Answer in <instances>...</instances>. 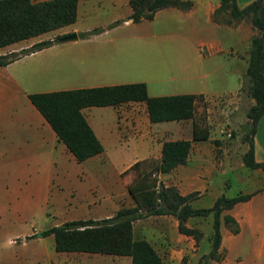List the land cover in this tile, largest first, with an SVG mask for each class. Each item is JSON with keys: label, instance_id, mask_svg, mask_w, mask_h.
I'll use <instances>...</instances> for the list:
<instances>
[{"label": "crops", "instance_id": "0c3cea01", "mask_svg": "<svg viewBox=\"0 0 264 264\" xmlns=\"http://www.w3.org/2000/svg\"><path fill=\"white\" fill-rule=\"evenodd\" d=\"M249 1L236 0L239 6L245 5ZM218 4V0H191V6L188 9L173 6L162 7L154 12L153 17L162 14L163 17L173 21L178 19L184 22L185 29L191 32L203 30L205 27L219 31L233 29L235 34L239 36L240 41L247 43L253 33L250 23L244 26L241 24L242 20L233 23L213 20L212 13ZM129 12L128 0H77L75 20L48 30H53L52 35L75 31L76 38L58 40L42 48L21 54L5 64H0V165L14 151L18 152L21 146L27 148L29 145L32 147L35 144H48L51 146L60 141L42 115L31 104L27 97L28 93L128 82L126 80L128 74L126 67L128 66L127 57L130 47L127 46L129 43H126L119 34H115L118 30L106 25L115 19H121L123 24L130 22L131 20L127 18ZM197 18L203 20L205 27L196 23ZM89 20L94 21V25L91 27L87 24ZM142 20L150 19L139 21ZM93 27H101V30L83 37L78 35L79 32ZM48 31L5 44L0 47V53L18 51L35 41L51 38V35H45ZM115 38L118 40H115ZM185 40H188V38H185ZM192 43L195 44L196 42ZM208 46L210 47L207 49L209 54L222 51L223 47L220 40L214 38L208 42ZM235 55L238 56V53ZM241 57L246 62V55ZM244 68L241 67L239 72L235 73L229 67H222L221 65L217 74L199 72L197 74L198 79L193 77L190 80V87L181 93H200L203 100L208 101L207 93L212 85H219L220 81L227 79V75L233 76L234 81L238 82L239 78L243 77ZM207 76H210V79ZM209 80H212V82H209ZM239 92V89L235 91V97L233 98L236 100ZM172 93H175V91ZM252 102L253 100L249 97L248 105ZM91 106L82 107L81 112L101 142L102 150L80 161L83 163L88 162L92 165L96 162L124 163L122 168L127 170L130 164L140 160L142 163L141 168L147 170L158 161L163 140L191 139V118L151 122L148 119L143 101L129 100L116 105L108 104L107 106L116 108V120H112L110 123L103 120L98 113V109H90ZM234 107L231 110H234L233 114H235L236 119V115L245 110L235 111ZM195 113L194 108V115L196 116ZM239 118L241 120V116ZM245 119L244 116L243 120ZM236 121L233 119L229 122L226 119L223 124H216L218 132L224 126L233 128V137L228 138L225 135V138H214L213 141L210 134H208L204 139L191 140L185 162L176 164L166 172H159L157 176L160 180L159 177L164 176L163 174L175 173V183L162 182L173 184L182 194L196 191V196L189 203L194 207H207L212 204L218 194L223 193L226 195L224 186L226 185L224 182L226 179H222V183L218 187L210 190L209 181L213 169L217 166L222 169L224 162L231 163L230 160L237 153L238 147L243 146L240 161L231 169L233 168L232 171L235 170V178L244 185L242 190L237 193H251V195L222 211V214L226 213L234 218L237 223V230L232 232L226 225L220 223L219 250H221V256L218 259H212L210 264H264V171L259 167L248 168L241 161V154L247 145L240 139L237 144L240 134L236 130ZM119 123H122L126 131L130 132L129 129H137L141 139L135 143L136 145H132V143L127 145L111 140V138L115 139L117 131H120ZM207 126L210 131L209 121H207ZM152 127L153 129L150 130ZM252 142L254 159L264 162V114L259 117L256 123ZM213 143L217 149H222L219 151L218 156H212L205 149L207 145L212 146ZM64 148L66 149L65 146ZM69 154L71 153L69 152ZM141 168L140 170H142ZM130 173L131 180L135 172L130 171ZM204 196H207V201L200 202ZM112 213L102 215L107 216ZM148 216L151 215L137 218L132 222V234L136 238L148 239L152 244L147 236L135 234L136 221ZM193 217H187L185 224L199 229L200 219ZM173 222L176 226L175 218ZM139 230L146 231L147 229H143V226H141ZM158 231L161 232L162 230L158 229ZM180 234L185 235L178 232V235ZM162 244L166 246V243ZM153 247L155 248L154 245ZM117 256H122V264H130L128 255ZM162 262L165 264L163 259Z\"/></svg>", "mask_w": 264, "mask_h": 264}, {"label": "rangeland", "instance_id": "374dc122", "mask_svg": "<svg viewBox=\"0 0 264 264\" xmlns=\"http://www.w3.org/2000/svg\"><path fill=\"white\" fill-rule=\"evenodd\" d=\"M119 20L111 27L118 30L115 34L129 43L126 80L144 82L149 95L172 94L174 91L181 93L190 87L193 77L198 79L199 72L217 74L221 65L235 73L245 67L246 62L241 56L247 55L248 42L240 41L233 29L210 30L201 18H197L196 23L205 28L191 32L185 29L184 22L178 19L173 21L162 14L150 20L126 24ZM87 22L90 27L94 25L93 20ZM248 23V20L242 19V25ZM52 33L53 30L45 35H57ZM213 38L220 40L223 47L222 51L209 54L208 42ZM194 41L195 44L192 43ZM237 53L238 56L235 55ZM207 78L210 79V76ZM234 80L233 76L227 75L225 81L211 86L207 93L208 101L203 100L202 96L195 102V114L206 124L209 121V134L213 141L214 138H225L224 133L217 131L216 124L221 125L226 119L229 122L239 120L236 121V130L240 134L237 144L242 140L245 111H240L235 119L234 110L231 109L235 106V111L245 110L249 96L245 90V77L239 78L238 82ZM238 89L240 92L236 100L233 97ZM91 107L98 109L105 122L116 120V108L107 105ZM118 127L120 131H117L115 139L111 138L112 141L133 145L141 139L137 129L126 131L122 123ZM231 129L228 138L234 132ZM205 149L212 156H218L222 150L217 149L214 143ZM242 150L243 146H239L231 163L224 162L222 169L218 166L213 169L210 190L218 187L222 179H226L224 186L227 196L242 190L244 185L235 178V170L231 169L240 161ZM123 166L124 163L96 162L92 165L77 161L60 141L51 146H21L18 152L10 154L0 165V264H122V256L114 254L56 251L52 234L44 233V230L64 219L101 217L119 206L132 204L126 185L133 169L124 170ZM163 175L159 177L161 181L175 183V173ZM206 201L207 196L200 200ZM195 217L200 219L201 231L195 243L189 235H178L173 222L175 217L170 214L151 215L137 220L135 234L150 238L165 264H195L197 258L209 250L208 236L212 232L210 214ZM141 226L147 230H139ZM162 243H166V246ZM212 259H207L204 264H210Z\"/></svg>", "mask_w": 264, "mask_h": 264}, {"label": "trees", "instance_id": "16d2710c", "mask_svg": "<svg viewBox=\"0 0 264 264\" xmlns=\"http://www.w3.org/2000/svg\"><path fill=\"white\" fill-rule=\"evenodd\" d=\"M212 18L218 22L233 23L242 19L253 28L246 55L243 76L245 90L253 100L245 109L246 122L242 140L247 147L241 154V161L248 168L259 167L264 171V162L253 157L252 135L259 117L264 114V0H250L239 6L236 0H218ZM77 0H0V47L64 24L76 17ZM131 21L151 19L162 7L173 6L188 9L191 0H128ZM115 19L106 26L119 22ZM101 27L81 31L79 36L98 32ZM62 34L33 42L18 51L0 53V64L17 56L54 42ZM31 104L42 115L66 149L75 160L81 161L102 150V144L84 118L81 108L91 105H116L125 101H143L149 121L171 119H192L191 139H165L161 142L158 161L150 168H141V161L129 165L135 172L127 184L132 198L131 205L119 206L107 216L92 218H71L44 230L53 237L56 251L101 252L114 255H128L130 264H163L162 259L149 240L132 234V222L154 214H171L176 219L178 232L198 241L201 231L185 224L189 216L211 215L212 232L209 235L210 248L200 255L195 264H204L207 259H216L219 253L222 222L230 231L236 232L237 223L232 216L223 213L235 202L247 199L251 193H236L226 196L218 194L207 207H194L189 202L196 191L180 193L173 184H164L158 179L159 172H166L186 160L191 140L204 139L209 129L204 119L194 115L195 102L202 98L200 93H172L149 95L142 81L123 82L95 86L76 87L49 91H35L27 94ZM141 163V164H140ZM140 168L142 170H140Z\"/></svg>", "mask_w": 264, "mask_h": 264}, {"label": "water", "instance_id": "95a60500", "mask_svg": "<svg viewBox=\"0 0 264 264\" xmlns=\"http://www.w3.org/2000/svg\"><path fill=\"white\" fill-rule=\"evenodd\" d=\"M77 37V34L75 31H69V32H66L64 34H62L58 40L59 41H63V40H69V39H74Z\"/></svg>", "mask_w": 264, "mask_h": 264}, {"label": "built area", "instance_id": "2783aa9c", "mask_svg": "<svg viewBox=\"0 0 264 264\" xmlns=\"http://www.w3.org/2000/svg\"><path fill=\"white\" fill-rule=\"evenodd\" d=\"M219 130H220L219 131L220 133H222V134L224 133L226 136H229L231 134V131H232L231 127H229V126H224Z\"/></svg>", "mask_w": 264, "mask_h": 264}]
</instances>
